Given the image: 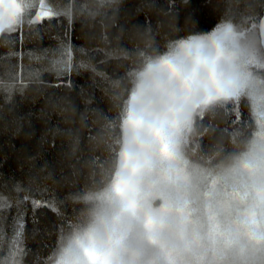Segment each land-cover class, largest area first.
<instances>
[{
  "label": "clouds",
  "instance_id": "9594fccd",
  "mask_svg": "<svg viewBox=\"0 0 264 264\" xmlns=\"http://www.w3.org/2000/svg\"><path fill=\"white\" fill-rule=\"evenodd\" d=\"M123 2L90 0V7L112 10L115 20ZM138 33L132 67L110 97L118 116L105 120L97 145L107 159L94 162L89 182L70 197L74 212L48 264H264V16L256 0H228L211 31L163 45L150 27ZM164 59L185 76L195 69L190 87ZM237 101L246 124L209 123L230 121ZM129 114L143 125H125ZM161 123L167 154L149 128ZM125 151L139 161L135 175L122 168ZM118 173L130 178L129 190L117 191Z\"/></svg>",
  "mask_w": 264,
  "mask_h": 264
},
{
  "label": "trees",
  "instance_id": "16d2710c",
  "mask_svg": "<svg viewBox=\"0 0 264 264\" xmlns=\"http://www.w3.org/2000/svg\"><path fill=\"white\" fill-rule=\"evenodd\" d=\"M32 2L33 21L42 7L63 12L70 6L73 17L69 21L61 15L40 27L30 25L25 14L22 30L0 33V80L8 82L4 70L9 64L18 65L19 75L10 99L0 91V197L12 205L0 208V260L14 264H47L74 212L70 197L89 182L94 162L98 166L107 159L97 145L105 120L118 116L110 97L132 67L131 55L140 47L138 29L150 27L163 45L169 37L211 31L228 11V0H124L113 20L110 9L95 14L90 0ZM256 2L263 16L264 0ZM78 5H87L93 14L85 15ZM61 41L74 46L76 63L87 65L73 69L63 83L49 70ZM31 72H39V79ZM237 113L236 119L209 123L217 130L246 124L249 114L243 103L233 111ZM25 196L29 201L51 199L59 214L20 203Z\"/></svg>",
  "mask_w": 264,
  "mask_h": 264
},
{
  "label": "snow or ice",
  "instance_id": "6c2138e0",
  "mask_svg": "<svg viewBox=\"0 0 264 264\" xmlns=\"http://www.w3.org/2000/svg\"><path fill=\"white\" fill-rule=\"evenodd\" d=\"M185 3H188V0H185ZM35 7L32 0H0V32L3 31V28L7 25H14L16 30L17 27H20L22 30V25L25 22V14H27V22L31 25L32 23H38L40 27L43 26L44 22H53L57 18H59L61 15L67 17L69 21L70 19V12L68 9H71L69 6L68 9H66L63 12H60L58 10H53L51 8L44 9L41 8V12L39 15H36L35 21L31 19L33 13L32 9ZM80 10L85 15H92L93 13L90 11L87 5L79 6ZM7 17V21L5 18ZM39 30V28L37 29ZM183 43V41H182ZM73 51H75L74 46L70 42L61 41L58 48L54 50L55 53L58 54L57 59H52L50 61V71L54 72L63 83L64 81L70 80V73L73 71V69H79L87 67V65L81 63H76L74 61L73 57ZM81 53H83V49H79ZM11 56H17L18 54L12 53ZM31 55V54H29ZM200 61L199 58H197V65H199ZM162 65L167 66L169 71L173 76L181 77L183 79V82L185 86L190 87L192 79L195 77V69L193 71L192 76H185L183 75L176 66H174L171 61L164 59L162 60ZM18 65L16 64H9L5 67V74L8 76V82H5L4 80H0V91H3L8 99L11 98V95L14 91L17 90V84L19 82V75L17 72ZM95 71V69H92ZM30 75L33 77L39 79V72H31ZM213 79L215 80V72H212ZM22 87V85H21ZM135 98V97H134ZM237 105H242L240 101L235 102L231 105V111L236 109ZM242 110V108H241ZM238 117V113L236 115H232L231 119H236ZM125 125L131 124L134 127H140L143 125L142 119H137L132 114H129L128 119L124 122ZM150 130L154 133V135L160 140L161 143V151L163 154H167L169 150V145L166 141V137L164 134V125L163 123L160 124L159 127L155 125L149 126ZM122 158V168L124 170H130L132 175H135L138 168L140 167L139 161L129 152L125 151L121 153ZM118 176V182H117V191L119 192H125L130 189L131 187V180L125 179L121 173L117 174ZM22 190V186H18L17 191ZM20 203H30L33 209L39 210L41 208H47L51 210L52 212L59 214L58 210L54 207V202L51 199L41 201V200H31L29 201V198L25 196L23 198V201ZM134 206V205H133ZM11 203H3V198L0 197V208H11ZM21 218L17 217V221H19ZM149 224L153 223V220L149 218L148 221ZM17 229L19 228V224L16 225ZM17 237L21 236V233L17 231L15 233ZM19 260L15 261V264H18ZM48 264V262H47ZM92 264H96V259L92 258Z\"/></svg>",
  "mask_w": 264,
  "mask_h": 264
},
{
  "label": "rangeland",
  "instance_id": "374dc122",
  "mask_svg": "<svg viewBox=\"0 0 264 264\" xmlns=\"http://www.w3.org/2000/svg\"><path fill=\"white\" fill-rule=\"evenodd\" d=\"M17 2H19V0H17ZM41 12V11H40ZM18 248V247H17ZM5 262H6V264H14V260H12V261H6L5 260Z\"/></svg>",
  "mask_w": 264,
  "mask_h": 264
},
{
  "label": "water",
  "instance_id": "95a60500",
  "mask_svg": "<svg viewBox=\"0 0 264 264\" xmlns=\"http://www.w3.org/2000/svg\"><path fill=\"white\" fill-rule=\"evenodd\" d=\"M264 16V15H263Z\"/></svg>",
  "mask_w": 264,
  "mask_h": 264
}]
</instances>
